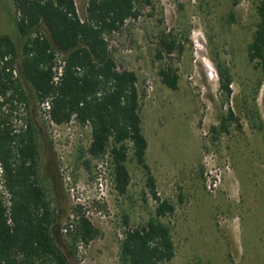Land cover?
I'll return each mask as SVG.
<instances>
[{
  "label": "rangeland",
  "instance_id": "374dc122",
  "mask_svg": "<svg viewBox=\"0 0 264 264\" xmlns=\"http://www.w3.org/2000/svg\"><path fill=\"white\" fill-rule=\"evenodd\" d=\"M74 1L80 12L85 0ZM256 2L151 0L107 36L116 68L137 77L144 161L157 196L174 206L172 214L159 218L174 246L163 264H264V73L246 57ZM12 14L10 0H0V34L19 45ZM171 38L174 47L167 53L161 41ZM215 62L230 77L227 97L219 89ZM166 65L177 76L175 90L157 75ZM227 110L233 117L228 131L214 135L210 128ZM42 131L47 146L39 151L40 172L48 190L57 193L58 227L76 207L98 231L87 245L74 248L58 231L59 248L70 264H118L123 216L135 227L153 214L143 169L128 150L129 182L117 194L106 155L85 152L87 127L70 121L46 124Z\"/></svg>",
  "mask_w": 264,
  "mask_h": 264
},
{
  "label": "trees",
  "instance_id": "16d2710c",
  "mask_svg": "<svg viewBox=\"0 0 264 264\" xmlns=\"http://www.w3.org/2000/svg\"><path fill=\"white\" fill-rule=\"evenodd\" d=\"M12 25L21 42L16 45L0 34V264H70L59 248L54 206L57 193L44 185L39 151L47 142L42 128L74 121L87 127L85 152L92 158L106 155L110 181L117 194L129 182L127 151L145 174L146 193L154 200L153 214L144 224L130 227L123 216L118 242V264H163L174 255L169 227L159 218L172 214L174 206L155 191L154 179L144 161L146 140L139 121L137 77L117 69L104 35L118 31L139 8L151 0H85L80 12L74 0H10ZM255 22L246 46L248 62L264 73V0L254 5ZM230 20L232 18L230 17ZM174 39L162 40L169 53ZM64 65L52 82L54 53ZM160 55L157 53V58ZM219 89L229 96L230 77L215 62ZM160 82L176 89L177 76L170 66L157 70ZM48 100V120L39 113ZM233 120L230 110L218 126L227 132ZM44 125V126H43ZM82 164L87 167V162ZM47 180V179H46ZM8 194V204L3 195ZM73 227L65 235L68 245H87L98 235L89 220L73 207Z\"/></svg>",
  "mask_w": 264,
  "mask_h": 264
},
{
  "label": "built area",
  "instance_id": "2783aa9c",
  "mask_svg": "<svg viewBox=\"0 0 264 264\" xmlns=\"http://www.w3.org/2000/svg\"><path fill=\"white\" fill-rule=\"evenodd\" d=\"M75 5V3H74ZM76 7V6H75ZM77 11V9H76ZM115 32H112L111 34H113ZM110 34V35H111ZM109 35V36H110ZM107 36L108 35H104V39L107 41ZM107 49L109 50L110 47L109 45L107 44ZM63 65H64V61L62 59V55L59 53V52H55L54 53V59H53V65L51 67V70H52V82L53 83H56L62 73V68H63ZM49 108V103H48V100H45L44 102L40 103L39 105V113L40 115L42 116V118L44 120H48V115H47V110ZM48 124L52 127L54 126H57V125H54L52 122L48 121ZM66 180H68V177H65L64 178V185H66ZM71 191V190H70ZM3 195H4V198L6 200V205L8 204V194L3 191L2 192ZM76 217L73 215V211H71L69 213V216H68V219L64 222L61 223L60 227H59V232L62 234V235H65L69 230L72 229L73 227V220L75 219Z\"/></svg>",
  "mask_w": 264,
  "mask_h": 264
}]
</instances>
